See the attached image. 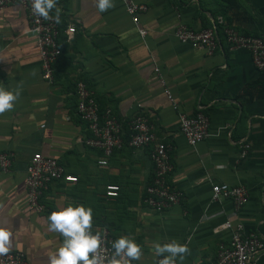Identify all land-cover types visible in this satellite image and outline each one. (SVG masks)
Listing matches in <instances>:
<instances>
[{"label":"crops","instance_id":"crops-1","mask_svg":"<svg viewBox=\"0 0 264 264\" xmlns=\"http://www.w3.org/2000/svg\"><path fill=\"white\" fill-rule=\"evenodd\" d=\"M131 1L147 7L137 26L120 0L104 12L95 0H57L49 15L59 10L61 54L50 83L41 77L23 8L13 4L0 10V85L19 91L13 108L0 114V153L12 157L9 172L0 173V227L11 232L9 252L22 253L28 264H48L62 245L64 238L48 231L47 217L69 205L92 210L93 234L106 230L113 241L125 236L139 244L142 256L132 264H158L162 257L154 256L153 245L173 240L189 249L177 264H208L220 245L229 244L232 232L220 229L226 221L264 241V74L246 51L229 48L221 26L212 55L175 38L180 24L200 31L219 18L241 35L264 37V0ZM70 26L75 33L69 38ZM77 82L124 128L136 115L148 121L169 148L167 183L182 194L178 205L161 214L147 207L152 146L130 148L128 131L123 146L105 166L99 164L102 153L84 144L90 133L77 114ZM199 112L208 118L210 135L190 147L178 131V114ZM36 153L77 178L74 184L52 182L40 196L39 213L28 208L25 185ZM214 184L242 186L247 203L235 212L230 200L212 201ZM108 185L118 187L115 197L105 195ZM254 264H264V254Z\"/></svg>","mask_w":264,"mask_h":264},{"label":"built area","instance_id":"built-area-1","mask_svg":"<svg viewBox=\"0 0 264 264\" xmlns=\"http://www.w3.org/2000/svg\"><path fill=\"white\" fill-rule=\"evenodd\" d=\"M120 1L133 25L137 26L139 15L146 12L147 7L131 0ZM13 4L20 5L26 13L29 31L34 35L35 46L40 59L41 77L45 83H50L53 65L61 54L57 42L58 24L51 19L45 20L35 15L31 7L32 0H0V10ZM217 26L222 27L225 41L231 50L246 51L250 55L255 69L258 72L264 71V37L241 35L227 26L222 18H219L212 27L200 31L180 24L176 29L175 38L192 49L212 55L218 48ZM74 33L73 27L70 26L66 29L69 38ZM138 33L141 37L146 34L143 30H138ZM75 93L78 99L76 107L78 117L87 124L90 133V137L84 139V144L102 153L103 159L99 164L105 166L107 158L113 151L123 146L124 133L125 130L128 131L127 145L130 148L139 149L152 146L150 157L153 164V178L151 184L145 189L146 198L144 201L147 207L156 214H161L178 205L182 200V194L172 189L167 183V178L172 171L169 148L156 139L148 121L143 116L136 115L126 122L124 128L123 123L112 114L111 110L106 109L103 113H99L91 92L82 82L76 83ZM165 94L168 101L172 103V109L178 110V106L169 92L165 91ZM178 120V131L190 147H194L209 137V121L203 113L199 112L195 116H186L180 113ZM247 149L248 146L246 145L242 147L241 157L246 155ZM11 165L12 157L6 153H0V173H8ZM54 181L74 184L77 182V178L66 173L54 159L44 157L39 153L34 154L27 165L25 181L27 204L30 210L38 213L43 211L39 202L40 196ZM118 190L117 186L108 185L105 188V195L110 198L115 197ZM211 199L212 201H232L233 210L236 212L247 203L248 193L242 186L214 184L211 186ZM220 229L232 232L229 244L220 245L215 260L208 264H254L256 259L264 254V241L253 234L243 235L240 225L234 226L226 221ZM100 237V255L106 257L105 264H107L114 252L112 248L113 239L106 230L100 233ZM0 264H28V262L22 253L15 251L1 255Z\"/></svg>","mask_w":264,"mask_h":264},{"label":"clouds","instance_id":"clouds-1","mask_svg":"<svg viewBox=\"0 0 264 264\" xmlns=\"http://www.w3.org/2000/svg\"><path fill=\"white\" fill-rule=\"evenodd\" d=\"M57 0H32V10L35 15L45 20L60 22L59 10L56 15L49 13L56 8ZM99 12H104L114 6L113 0H95ZM19 97V91L6 90L0 85V114L13 108L14 102ZM218 167H223L218 165ZM48 231L59 233L64 239L56 252L48 257V264H105L106 257L100 255L101 237L99 233L93 234L92 210L83 206H67L62 210L52 211L48 217ZM11 232L0 227V255L9 252ZM114 252L107 264H131L139 261L142 250L134 240L121 236L112 243ZM155 257H162L158 264H177V259L182 261L189 252L187 244L176 241L153 245ZM91 254V256H90ZM119 258V259H118Z\"/></svg>","mask_w":264,"mask_h":264},{"label":"trees","instance_id":"trees-1","mask_svg":"<svg viewBox=\"0 0 264 264\" xmlns=\"http://www.w3.org/2000/svg\"><path fill=\"white\" fill-rule=\"evenodd\" d=\"M225 2H228V3H234L235 1L234 0H224ZM58 24V28H59V31L58 32H60L61 31V29H60V24L59 23H57ZM59 36V35H58ZM57 42H58V37H57ZM262 74H264V71H262V72H260V75H262ZM75 95H76V93H75ZM105 111V109L104 110H99V113L101 114V113H103ZM80 119V118H79ZM124 125L126 126V124L124 123ZM127 138H128V136H127Z\"/></svg>","mask_w":264,"mask_h":264}]
</instances>
